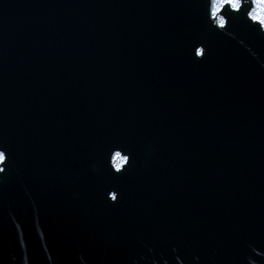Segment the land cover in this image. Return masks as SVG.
Segmentation results:
<instances>
[{
	"label": "water",
	"instance_id": "obj_1",
	"mask_svg": "<svg viewBox=\"0 0 264 264\" xmlns=\"http://www.w3.org/2000/svg\"><path fill=\"white\" fill-rule=\"evenodd\" d=\"M249 25L202 0H0V264H264Z\"/></svg>",
	"mask_w": 264,
	"mask_h": 264
},
{
	"label": "snow or ice",
	"instance_id": "obj_2",
	"mask_svg": "<svg viewBox=\"0 0 264 264\" xmlns=\"http://www.w3.org/2000/svg\"><path fill=\"white\" fill-rule=\"evenodd\" d=\"M203 14L206 21L214 23L216 29L224 30L233 15L246 18V22H250L249 26H258V31L264 33V0H202ZM206 52V48L195 47L197 57H202ZM120 149V151H111V148ZM112 168L120 172L126 164H130L131 153L122 155L127 152L121 144L110 145ZM7 150L0 151V164L11 160V153ZM134 159V157H132ZM126 170V169H125ZM5 171L4 167H0V173ZM117 193L115 191L108 192V198L115 200Z\"/></svg>",
	"mask_w": 264,
	"mask_h": 264
}]
</instances>
